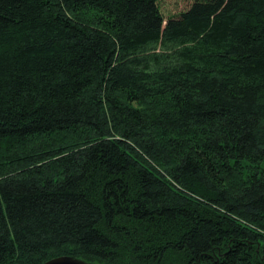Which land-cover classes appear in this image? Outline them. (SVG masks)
<instances>
[{
    "label": "trees",
    "instance_id": "trees-1",
    "mask_svg": "<svg viewBox=\"0 0 264 264\" xmlns=\"http://www.w3.org/2000/svg\"><path fill=\"white\" fill-rule=\"evenodd\" d=\"M0 0V264H264V0Z\"/></svg>",
    "mask_w": 264,
    "mask_h": 264
},
{
    "label": "rangeland",
    "instance_id": "rangeland-1",
    "mask_svg": "<svg viewBox=\"0 0 264 264\" xmlns=\"http://www.w3.org/2000/svg\"><path fill=\"white\" fill-rule=\"evenodd\" d=\"M192 4H193V0H160L159 1V6L165 20L175 17L178 14L188 10Z\"/></svg>",
    "mask_w": 264,
    "mask_h": 264
},
{
    "label": "water",
    "instance_id": "water-1",
    "mask_svg": "<svg viewBox=\"0 0 264 264\" xmlns=\"http://www.w3.org/2000/svg\"><path fill=\"white\" fill-rule=\"evenodd\" d=\"M45 264H90L85 261L70 257H59L46 262Z\"/></svg>",
    "mask_w": 264,
    "mask_h": 264
}]
</instances>
